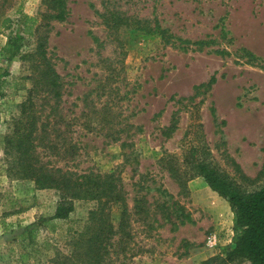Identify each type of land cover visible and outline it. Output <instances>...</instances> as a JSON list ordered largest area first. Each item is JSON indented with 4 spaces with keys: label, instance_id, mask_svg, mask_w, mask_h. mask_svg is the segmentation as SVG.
Instances as JSON below:
<instances>
[{
    "label": "rangeland",
    "instance_id": "obj_1",
    "mask_svg": "<svg viewBox=\"0 0 264 264\" xmlns=\"http://www.w3.org/2000/svg\"><path fill=\"white\" fill-rule=\"evenodd\" d=\"M63 1L58 21L49 17L59 10L53 0H0L14 31L19 5L40 21L21 54L43 43L61 84L59 97L40 87L35 57L7 63L0 34L9 73L0 98V264H54L96 206L76 201L55 233L43 228L58 192L8 172L5 139L23 104L38 166L112 174L122 186L131 239L112 264H247L226 261L228 203L200 177L180 187L168 168H185L188 148L204 142L242 190L264 183V0ZM111 215L116 223L119 212Z\"/></svg>",
    "mask_w": 264,
    "mask_h": 264
},
{
    "label": "trees",
    "instance_id": "obj_2",
    "mask_svg": "<svg viewBox=\"0 0 264 264\" xmlns=\"http://www.w3.org/2000/svg\"><path fill=\"white\" fill-rule=\"evenodd\" d=\"M3 2L5 0H2ZM59 10L52 16L53 20L65 19L64 1L53 0ZM18 17L19 30H13V20L0 7V34L6 42L2 52L6 62L19 57L22 60L31 56L43 62L39 73L38 84L52 91L54 97H59L60 79L53 67H48L44 58V44L38 42L34 53L21 54L24 41L37 37L42 27L37 18L22 13L21 6L14 9ZM37 66V64H36ZM7 69L0 66V98L4 97ZM213 79L210 80L209 85ZM35 85V82H33ZM32 88L28 91L31 94ZM26 106H21L20 116L14 121L10 136L5 139V153L9 156L8 172L20 179L32 181L37 190L52 189L58 192L59 200L52 216L43 228L55 233L58 222L67 219L74 209L76 201H92L96 204L88 214L85 232L72 238L70 253L60 255L54 264H112V257L119 255L126 257L128 243L131 239L128 231V209L126 206L122 186L112 175L83 174L73 177L59 168L48 170L38 166L34 156L32 143V129L34 121L25 113ZM185 168L170 165L168 170L172 178L180 187H184L187 180L195 177L203 179L208 188L224 199L232 214L231 249L226 255L228 263L235 260L247 264H264V183L253 191L242 190L241 187L221 171L213 162L211 153L204 142L198 146L189 147L184 160ZM119 212V220L114 221L112 211ZM135 209H139L136 203ZM129 255V254H128Z\"/></svg>",
    "mask_w": 264,
    "mask_h": 264
}]
</instances>
